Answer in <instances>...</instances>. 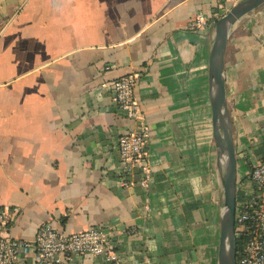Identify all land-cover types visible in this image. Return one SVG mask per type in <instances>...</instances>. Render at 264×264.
Instances as JSON below:
<instances>
[{
  "label": "crops",
  "instance_id": "1",
  "mask_svg": "<svg viewBox=\"0 0 264 264\" xmlns=\"http://www.w3.org/2000/svg\"><path fill=\"white\" fill-rule=\"evenodd\" d=\"M220 1L0 0V212L12 213V238L31 241L48 222L68 234L103 228L118 264H217L208 70ZM199 16L207 25L190 30ZM224 68L242 182L264 157V5L232 30ZM134 73L149 129L145 188L116 177V142L138 124L110 85Z\"/></svg>",
  "mask_w": 264,
  "mask_h": 264
},
{
  "label": "built area",
  "instance_id": "2",
  "mask_svg": "<svg viewBox=\"0 0 264 264\" xmlns=\"http://www.w3.org/2000/svg\"><path fill=\"white\" fill-rule=\"evenodd\" d=\"M239 1L221 0L209 20L216 22ZM209 20L196 17L189 22V29H202ZM138 79V74H128L110 85L116 108L138 124L136 131L121 135L115 145L116 177L126 188L136 185L145 188L151 178L146 153L149 129L135 93ZM134 177L139 181L135 182ZM236 186L244 196L235 204L234 233L236 241L241 243L235 264H264V157L251 166ZM11 216V212H0V264H70L84 255L102 258L107 264L119 263L103 228L68 234L57 231L48 222L40 226L33 240L25 241L7 233Z\"/></svg>",
  "mask_w": 264,
  "mask_h": 264
},
{
  "label": "water",
  "instance_id": "3",
  "mask_svg": "<svg viewBox=\"0 0 264 264\" xmlns=\"http://www.w3.org/2000/svg\"><path fill=\"white\" fill-rule=\"evenodd\" d=\"M264 5V0H240L214 24L209 54V100L216 148V167L222 187L217 264H235L237 241L234 233L237 196V158L232 122L227 107L224 54L234 27Z\"/></svg>",
  "mask_w": 264,
  "mask_h": 264
},
{
  "label": "trees",
  "instance_id": "4",
  "mask_svg": "<svg viewBox=\"0 0 264 264\" xmlns=\"http://www.w3.org/2000/svg\"><path fill=\"white\" fill-rule=\"evenodd\" d=\"M241 243L240 241L237 242V249H240Z\"/></svg>",
  "mask_w": 264,
  "mask_h": 264
},
{
  "label": "rangeland",
  "instance_id": "5",
  "mask_svg": "<svg viewBox=\"0 0 264 264\" xmlns=\"http://www.w3.org/2000/svg\"><path fill=\"white\" fill-rule=\"evenodd\" d=\"M244 168V167H243Z\"/></svg>",
  "mask_w": 264,
  "mask_h": 264
}]
</instances>
